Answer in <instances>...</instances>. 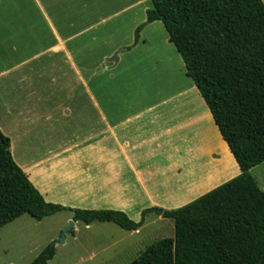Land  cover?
Instances as JSON below:
<instances>
[{"label":"crops","instance_id":"obj_1","mask_svg":"<svg viewBox=\"0 0 264 264\" xmlns=\"http://www.w3.org/2000/svg\"><path fill=\"white\" fill-rule=\"evenodd\" d=\"M150 8V0H0V132L45 202L131 218L180 207L240 174L162 24L145 26L125 51ZM78 10L90 16L81 25L70 13ZM133 11L135 21L102 38L109 21Z\"/></svg>","mask_w":264,"mask_h":264},{"label":"trees","instance_id":"obj_2","mask_svg":"<svg viewBox=\"0 0 264 264\" xmlns=\"http://www.w3.org/2000/svg\"><path fill=\"white\" fill-rule=\"evenodd\" d=\"M145 21L162 24L226 143L240 174L189 204L162 211L173 238L147 247L130 264H264V192L249 171L264 164V3L262 0H150ZM72 222L114 224L137 231L113 210L69 209L45 202L15 164L0 132V229L30 216L40 222L58 213ZM71 229L69 233H72ZM46 247L30 264H48Z\"/></svg>","mask_w":264,"mask_h":264},{"label":"rangeland","instance_id":"obj_3","mask_svg":"<svg viewBox=\"0 0 264 264\" xmlns=\"http://www.w3.org/2000/svg\"><path fill=\"white\" fill-rule=\"evenodd\" d=\"M262 1L264 3V0ZM108 12L111 13L112 9L109 8ZM70 13L80 14V18L76 21L77 25H81L84 19L87 20L90 17L88 12L84 13L82 10L71 11ZM136 16L139 14H134L133 11L112 19L107 28L101 30L102 38H105L104 34L110 27L128 25L132 19L135 21ZM90 39L91 35H86V41H90ZM169 78L166 75L161 81L167 82ZM249 174L256 180L258 188L264 192V164L251 169ZM214 189L204 188L193 191L189 198L181 200L185 204L180 207ZM170 208L172 209L168 211L174 210L172 206ZM155 209L157 208L151 209L149 207L142 212L141 216L132 214L131 218L128 217L133 222H139L140 218L146 217L143 227H140L141 229L137 234L133 232L130 236L128 234L119 237L117 232L122 231V229L114 224L92 223L87 230L86 227L88 226L81 223L76 226L79 228V234L76 235L75 242L71 240V233H66V241L54 246L53 243L60 238L61 232L68 225L66 223L68 213H59L40 222L33 220L28 215H23L0 229V264H30L48 246L54 249L53 258L48 264H130L147 247L159 240L174 236L172 220L160 218L154 213H148ZM146 213L148 214L145 215ZM115 241L121 243L112 247L111 244Z\"/></svg>","mask_w":264,"mask_h":264},{"label":"water","instance_id":"obj_4","mask_svg":"<svg viewBox=\"0 0 264 264\" xmlns=\"http://www.w3.org/2000/svg\"><path fill=\"white\" fill-rule=\"evenodd\" d=\"M152 212L162 215V210L159 209L152 210ZM72 228H73V222L69 221L67 227L61 232L60 238L55 243H53V246L55 244H63L65 242V234L69 233Z\"/></svg>","mask_w":264,"mask_h":264}]
</instances>
